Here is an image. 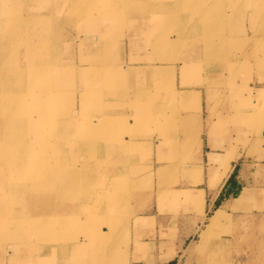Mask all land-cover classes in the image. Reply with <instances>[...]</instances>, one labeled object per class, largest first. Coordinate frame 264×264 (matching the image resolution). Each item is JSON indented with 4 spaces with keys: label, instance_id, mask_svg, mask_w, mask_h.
Returning a JSON list of instances; mask_svg holds the SVG:
<instances>
[{
    "label": "rangeland",
    "instance_id": "rangeland-1",
    "mask_svg": "<svg viewBox=\"0 0 264 264\" xmlns=\"http://www.w3.org/2000/svg\"><path fill=\"white\" fill-rule=\"evenodd\" d=\"M27 1L36 64L7 47ZM52 1L0 0V264H264V0ZM207 132L240 153L215 200Z\"/></svg>",
    "mask_w": 264,
    "mask_h": 264
},
{
    "label": "bare ground",
    "instance_id": "bare-ground-1",
    "mask_svg": "<svg viewBox=\"0 0 264 264\" xmlns=\"http://www.w3.org/2000/svg\"><path fill=\"white\" fill-rule=\"evenodd\" d=\"M17 1L19 2L20 0H14V3L17 4ZM31 1H33V0H31ZM54 1H57V0H53L52 2H54ZM71 1L72 2L74 1V3H77L78 1H81V0H71ZM21 2H22V0H21ZM65 2H67V1H64V3ZM14 3H13V5H14ZM20 4H21L20 7L18 6V4L16 5V7L13 6V15H12L11 19H9V21H8V23H9L8 25L10 26V28L7 27V25H5L2 22L3 21V17L0 19V35L2 37L6 36L5 35L6 32H4V28L7 27L8 28V40L11 39V41H10L11 44H9L10 46H7V47H9L8 53L10 55L11 61L15 60L16 63H17V61L19 62V60H21V59H17L16 58V53H17L20 56L25 57L23 59H26V60L28 59L30 61V63L32 62L33 64H36L39 61L37 58H34V57H26L25 56V52H27V54L29 56V53H31V51L33 49V43L30 40H27L29 38L28 37V33L31 32L33 28L30 27V24L28 25L29 27L27 26V24H22L21 25V23H20V20L21 19L19 18V17H22L23 16L22 14H20V11H22L25 8H27V10L28 9L29 10H33L34 9V6L31 7L33 3L29 4L28 1H27V3L25 5H22V3H20ZM97 4H98V7H99V2L98 1L96 2L95 5H97ZM21 7H22V10H21ZM46 9L48 10V15H47V13L46 14H43L41 12V13H35L34 16L37 19L41 20L42 22L45 21V20H48V19L49 20H53L56 23L61 22L60 14L65 9L64 7L62 9H60L59 11H57V12H55L54 10H50L48 8H46ZM80 12H81V10H80ZM82 12H96V10H93V8L90 7V9L87 8V10H84ZM97 13H99V12H97ZM23 17H26L25 16V13H24V16ZM101 17L103 18V16H101ZM84 20L85 21H88L87 19H84ZM20 25H21V27H20ZM1 26H2L3 30L1 28ZM90 26H92V25H90ZM7 28H6V30H7ZM25 38H26V40H23ZM93 40H95V39H93ZM175 40H176V37H175ZM6 76H9V74H6ZM89 123H90L88 125L89 126V130L90 131H93V128H95L96 122L90 121ZM90 125H92V126H90ZM44 140H46L48 142L56 143V140L55 139H48V138L45 137ZM228 160L229 159H226L224 162H222V164L219 167H217L216 169L212 170V176H211L212 183L216 184L217 182L221 181V179L224 177V175L226 174V172H227V170L229 168V163H228L229 161ZM41 166H42V159L40 158L38 160L37 167L40 168ZM164 168H165L164 165H160L159 168H158V172L159 171H162ZM248 194H249V190L246 189V188H244L243 190H241L239 192V194H237L235 197L232 198V202L234 203V206H231L229 204H223V206L216 208L212 212V214L207 218V221L205 223L204 229L201 231V233L202 234H206L207 232H209L210 230H212L216 225H218L221 222V219L223 217V214H225V211L227 209L232 208V207L234 208L237 203L243 202L244 199H246V197H247ZM48 219H49V217H48ZM200 238H202L201 235H200ZM114 239H116L115 238V235H114ZM111 240L114 241L113 239H111ZM114 242H116V241H114ZM60 243L63 246L65 245V243L62 242V241ZM35 244L37 246H43L44 245L43 242H41V243H35ZM34 248L36 249V247H34Z\"/></svg>",
    "mask_w": 264,
    "mask_h": 264
},
{
    "label": "crops",
    "instance_id": "crops-1",
    "mask_svg": "<svg viewBox=\"0 0 264 264\" xmlns=\"http://www.w3.org/2000/svg\"><path fill=\"white\" fill-rule=\"evenodd\" d=\"M133 32V31H132ZM136 32V31H135ZM134 34L133 33H131V35H127L125 38H124V41L127 39H134ZM180 68V67H179ZM134 81H136L137 82V80L135 79H133V80H131V83H129L130 85H131V87L132 86H136L137 84L134 82ZM147 85H148V83H147ZM166 85V84H165ZM172 85V83H170V86ZM135 90V89H134ZM196 94H194V96H195ZM177 96L180 98V100L182 101V102H186V101H188L189 100V97L190 96H192V93H182V94H179V93H177ZM185 96H187V98H185ZM196 97L198 98V96L196 95ZM184 100H186V101H184ZM186 104V103H185ZM132 114V112H130V115ZM186 115L188 116V112H186ZM243 119H241V118H239V121L238 122H240V123H244L243 121H242ZM248 122H250L249 120H248ZM237 123V122H236ZM244 124H246V123H244ZM187 125V124H186ZM263 134H264V130H263ZM192 138V137H191ZM191 138H186V140H185V143H190V144H194L195 143V149H200V147L203 149V148H207L208 150L205 152V154H204V156H205V158L204 157H202V164L203 165H207V167H206V170L204 171V172H206V180H207V182H209V170H210V167H217V166H220L221 164H222V162H224L226 159H229L228 161V163H229V168H228V170H227V172H226V174L224 175V177L221 179V181L216 185V187L215 188H212V189H214L213 190V194H214V196H213V199L215 200L216 199V197L218 196V194L220 193V191H225L226 192V194H228V195H232L233 194V192L235 191V185L239 182L238 180H237V176L233 179L232 178V171H233V165L231 164V161L232 160H234L235 158H237L239 155H240V153H236V152H234L233 150H232V148L230 147V145H228V149H226L227 151L224 153V156H223V154H222V156H221V152H222V150H220L219 148L221 147V148H224L222 145H219V144H216V142H215V138H216V136H215V134L214 133H212V132H207V134H206V138L205 139H202V137L200 136H196L195 138H193L192 140H190ZM259 139H261L262 140V142H263V144H261V146L259 147L260 149H263L262 150V152H259V155H258V157L259 158H264V138H259ZM196 140V141H195ZM211 142V143H210ZM229 142V141H228ZM155 143H156V147L160 144V141H155ZM213 143V144H212ZM230 143V142H229ZM113 144H111V146H112ZM113 147V146H112ZM230 147V148H229ZM158 149L160 148V145L157 147ZM261 151V150H260ZM228 152V153H227ZM229 155V156H228ZM236 156V157H235ZM205 159V160H204ZM205 161V162H204ZM160 163V162H159ZM199 166H201V165H199ZM208 188V187H207ZM243 188H246V189H248V187H242L241 189H243ZM241 189H240V191H241ZM196 190H198V191H200L201 192V194L200 195H202V200H201V206H200V209H201V211L203 212V211H205V207H204V199H203V189L202 188H199V189H196ZM207 190H209V188L207 189ZM239 191V192H240ZM239 194V193H238ZM233 198V197H232ZM230 201H232V200H230ZM223 204H229V202H226V203H223ZM223 204L222 205H218L217 207H215L213 210H212V212L216 209V208H218V207H221V206H223ZM230 205V204H229ZM229 209H227L225 212H227ZM204 226H205V224H204ZM204 226H203V228L201 229V231L204 229ZM199 227V225H197V228Z\"/></svg>",
    "mask_w": 264,
    "mask_h": 264
},
{
    "label": "trees",
    "instance_id": "trees-1",
    "mask_svg": "<svg viewBox=\"0 0 264 264\" xmlns=\"http://www.w3.org/2000/svg\"><path fill=\"white\" fill-rule=\"evenodd\" d=\"M233 197H235V196H233Z\"/></svg>",
    "mask_w": 264,
    "mask_h": 264
}]
</instances>
